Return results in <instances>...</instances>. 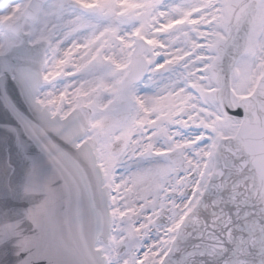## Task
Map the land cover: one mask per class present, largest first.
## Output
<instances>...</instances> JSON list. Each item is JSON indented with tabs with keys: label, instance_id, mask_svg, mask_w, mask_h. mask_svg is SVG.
<instances>
[{
	"label": "snow or ice",
	"instance_id": "obj_1",
	"mask_svg": "<svg viewBox=\"0 0 264 264\" xmlns=\"http://www.w3.org/2000/svg\"><path fill=\"white\" fill-rule=\"evenodd\" d=\"M0 264H264V0H0Z\"/></svg>",
	"mask_w": 264,
	"mask_h": 264
}]
</instances>
